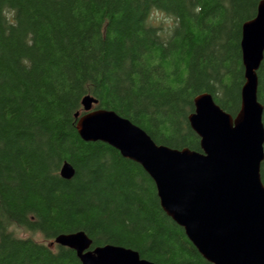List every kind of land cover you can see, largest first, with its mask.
Masks as SVG:
<instances>
[{
  "label": "trees",
  "instance_id": "obj_1",
  "mask_svg": "<svg viewBox=\"0 0 264 264\" xmlns=\"http://www.w3.org/2000/svg\"><path fill=\"white\" fill-rule=\"evenodd\" d=\"M260 1L0 0V264H81L51 245L76 231L92 247L131 248L156 264H211L163 210L144 168L83 140L75 114L91 95L156 143L201 151L194 99L208 92L239 112L242 26ZM258 80L264 106V59ZM66 161L71 179L60 174Z\"/></svg>",
  "mask_w": 264,
  "mask_h": 264
},
{
  "label": "water",
  "instance_id": "obj_2",
  "mask_svg": "<svg viewBox=\"0 0 264 264\" xmlns=\"http://www.w3.org/2000/svg\"><path fill=\"white\" fill-rule=\"evenodd\" d=\"M245 83L234 116L210 93L194 99L191 128L201 151L157 144L140 126L113 110L82 99L76 128L85 141H101L140 164L154 180L161 206L182 226L211 264H264V106L258 100V70L264 59V0L255 18L242 26ZM71 179L74 167L60 171ZM52 243L73 249L81 264H156L134 249L107 244L92 247L85 231L61 233Z\"/></svg>",
  "mask_w": 264,
  "mask_h": 264
},
{
  "label": "rangeland",
  "instance_id": "obj_3",
  "mask_svg": "<svg viewBox=\"0 0 264 264\" xmlns=\"http://www.w3.org/2000/svg\"><path fill=\"white\" fill-rule=\"evenodd\" d=\"M155 17H156L157 22H163L164 24L170 23V20H171L170 18H168L167 16L162 15V14H156ZM17 232H18L19 235H22V236H31V237H33L34 239H36V240H38L40 242H44V243H47V244L50 243L49 240L45 239L39 233H31V232L25 231L23 229H21V230L18 229Z\"/></svg>",
  "mask_w": 264,
  "mask_h": 264
},
{
  "label": "bare ground",
  "instance_id": "obj_4",
  "mask_svg": "<svg viewBox=\"0 0 264 264\" xmlns=\"http://www.w3.org/2000/svg\"><path fill=\"white\" fill-rule=\"evenodd\" d=\"M241 41H242V38H241ZM241 51H242V47H241ZM242 64H243V66H244V63H243V52H242ZM244 69H245V68H244ZM203 93H208V92H203ZM201 94H202V93H201ZM210 94H211V93H210ZM199 95H200V94H199ZM211 95H212V94H211ZM197 96H198V95H197ZM197 96H196V97H197ZM212 96H213V95H212ZM196 97H195V98H196ZM213 98H214V97H213ZM214 100H215V99H214ZM94 106H95V105H94ZM83 109H84V107H83ZM84 111H85V110H84ZM76 113H80V115L84 114V113H81V112H79V111L76 112ZM131 122H132V121H131ZM132 123H133V122H132ZM157 144H158V143H157ZM159 145H164V144H159ZM169 147H170V146H169ZM71 165H72V164H71ZM144 170H145V169H144ZM145 171H146V170H145ZM146 172H147V171H146ZM61 176H62V175H61ZM151 178H152V177H151ZM65 179H66V178H65ZM162 208H163V207H162ZM163 210H164V209H163ZM164 211H165V210H164ZM167 215H168V214H167ZM168 216H169V215H168ZM176 223H177V222H176ZM178 225H179V224H178ZM179 226H180V225H179ZM181 227H182V226H181ZM182 228H183V227H182ZM55 238H56V237H55ZM54 240H55V239H54ZM54 240H53V241H54ZM53 241H52V242H53ZM52 242H51V245H54L55 243H52Z\"/></svg>",
  "mask_w": 264,
  "mask_h": 264
}]
</instances>
